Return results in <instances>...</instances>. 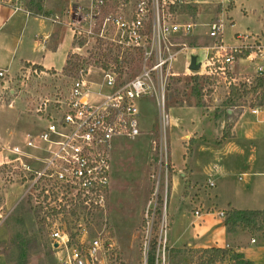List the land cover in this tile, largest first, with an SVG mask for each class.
I'll use <instances>...</instances> for the list:
<instances>
[{
  "label": "rangeland",
  "instance_id": "obj_1",
  "mask_svg": "<svg viewBox=\"0 0 264 264\" xmlns=\"http://www.w3.org/2000/svg\"><path fill=\"white\" fill-rule=\"evenodd\" d=\"M65 1L67 0L23 2L41 17L54 18L58 15L61 18L63 11L67 9ZM183 1L186 0L178 2L172 12L173 20L191 21L197 25L192 35L178 40L187 43L189 49L179 53L176 60H173L166 82V110L171 121L177 120L176 128L172 124L165 130L161 128L153 96L140 99L138 106L141 135L134 139H118L113 143L106 209L70 212L55 218L60 228L70 234L76 233L79 230L77 225L81 224L88 238L100 234L102 238L108 237L114 243L110 254L105 259H98L96 264H147L153 240L156 242L155 264H162L163 255L164 264H176L169 262V250L165 249L167 240L171 241L180 234L182 238H186V232L193 228L192 221L198 223L203 217L207 225L221 227L216 224L221 217L207 214L206 209L227 208L228 202L241 209L255 208L258 206L256 204L264 208V195H257L260 192L259 182L264 180V173H259L264 172V165L257 162L253 168L240 164L234 166L231 165L230 158L225 160L228 156L201 152L200 147L194 146H209L224 140L225 132L231 133L234 120L243 110L249 112L256 109V114L264 118V75L260 76L256 72V65H264V59H256L252 63L237 61L233 69L226 73L227 79H235L236 85L245 82L255 89L253 93L230 104H227L230 85L222 75L199 76L195 80V71L189 69L192 56L196 57L197 63L204 62L206 50L198 48L211 45L213 40L208 37V25L211 22H223L222 39L226 45L239 43L235 40L237 33L261 36L263 40L264 0H233V6V1L191 2L190 6L195 5V11L192 7L183 6ZM230 7L232 8L229 10ZM74 39L75 49L69 53L71 64L68 70L40 73L37 69L29 68L13 73L14 69L9 68L0 77V264H63L49 244L50 226L38 223L42 215L40 199H29L26 194L28 183L26 184L25 172L19 168L18 163L12 161L14 156L8 149L15 145L21 147L33 157H22V161L31 168H42V161L48 157V152L26 148L24 145L27 134L36 135L45 126L36 109L45 99L53 100L64 94L81 72L92 83L101 81L103 73L100 68H103V63L115 65L120 61L122 79L134 77L141 69V55L138 52H124L120 55V50L112 42L95 36ZM117 56H121V59ZM0 68H5L2 60ZM259 79L262 81L261 86H257ZM198 123L202 126L200 136L191 134L185 140L174 138V132L182 136L185 124L191 129L192 126H198ZM164 140L169 151V165L166 177L162 174L158 193L155 194L153 188L157 181L152 175L158 170V146ZM183 147L187 155L194 149L192 163L189 161L194 170L190 178L196 192H199L201 205L197 200L190 201L170 193L174 176L183 183L182 195L187 187V180H182V176L188 174V167L174 168V164L179 165L184 157ZM257 151L258 156L260 150ZM212 163L222 166L224 173L219 175L206 171L205 166ZM209 181H213L212 187L208 185ZM244 192L250 194L251 202L245 200ZM255 200L259 203L254 202ZM148 205L151 210L147 214ZM195 207L202 209L198 220L193 214ZM261 233L264 235V232ZM21 237L27 241L35 240L36 248L29 249L22 255L21 250L16 247V242ZM185 257L184 260L177 258L176 261L183 264L194 263L190 255Z\"/></svg>",
  "mask_w": 264,
  "mask_h": 264
},
{
  "label": "built area",
  "instance_id": "obj_2",
  "mask_svg": "<svg viewBox=\"0 0 264 264\" xmlns=\"http://www.w3.org/2000/svg\"><path fill=\"white\" fill-rule=\"evenodd\" d=\"M14 1L25 0H0V3L10 5ZM178 2L181 1L77 0L65 11L75 38H102L112 42L120 50V55L138 52L141 69L134 77L122 79L115 70L116 63L109 64L108 69L100 68L103 77L96 83L90 82L81 72L64 94L53 100L45 99L36 109L45 126L36 135L27 134L24 143L26 148L48 152L41 169L31 168L22 161V157H33L21 147L8 148L14 156L12 161L25 172L29 199H40L41 217L50 226V245L63 264H96L114 248L108 237L102 238L98 234L88 238L81 224L77 225L79 230L72 239L55 218L70 212L106 209L113 143L141 135L139 100L153 96L161 128L165 130L171 124L165 104L166 82L173 60L189 49L187 43L178 40L192 35L197 25L191 21L173 20L170 7ZM51 20L58 22L59 18L55 16ZM208 27V37L213 41L209 46L198 48L205 49L206 53L195 75H222L231 85L235 84V79H227L226 73L237 61L252 63L264 59V39L261 36L236 34L235 40L239 43L230 46L223 42L221 20L211 22ZM117 57L121 59V56ZM256 72L263 76L264 65L257 64ZM4 75L0 71V77ZM251 112L256 114L257 110ZM158 153L159 167L156 175H152L157 181L153 188L155 194L162 174L166 177L168 171L166 140L160 142ZM208 185L212 187L214 183L208 182ZM149 210L148 205L147 214ZM194 215L200 216V211L196 209ZM217 215L224 218L225 212L218 211ZM161 260L164 264V255Z\"/></svg>",
  "mask_w": 264,
  "mask_h": 264
},
{
  "label": "crops",
  "instance_id": "obj_3",
  "mask_svg": "<svg viewBox=\"0 0 264 264\" xmlns=\"http://www.w3.org/2000/svg\"><path fill=\"white\" fill-rule=\"evenodd\" d=\"M74 1L77 0L65 1V3H67L65 9ZM225 1L233 0H218V2L221 3H224ZM191 2L198 4L207 1L186 0L183 1L182 4L190 5ZM23 3V1H14L10 5L0 3V60H2L5 66V68H0V71H3L6 74L8 69L11 68L14 69V72H12L15 73L20 69L28 70L29 68H33L32 65L41 66L44 70L40 71V73H45L46 71H63L69 53L71 51L73 52L75 49V37L70 29L68 16L65 14L66 10L63 11V16H61V18L56 15L59 18L58 22H53L51 20L52 18L41 17L40 14L33 13L26 7L25 3ZM233 5L234 1L232 3V6ZM191 6L195 7V5ZM26 64H29V66H26ZM176 121V119H172L171 121V124L174 126L173 128H176ZM198 124V126H192L191 129H189V125L185 124V130L183 129L182 136L174 132V138L176 139V137H178L179 140L180 137V139L182 138V140H185L187 136L189 138L191 134L200 136L199 134L202 132V126L200 123ZM196 136H194V138H196ZM196 143H198V141ZM194 146L198 148L200 147L199 149L201 152L208 151L209 154L212 153L216 156L224 154V156H228L225 160L228 161L230 158L231 165L234 166L240 164L242 166H248V168H253L257 162H260V165H264V118L262 119L257 114H253L251 110L249 112L243 110L234 120L231 127V133L228 132V136L224 140L209 146H197L196 144ZM182 149V156L184 155V157L180 161V164L175 165L172 160L171 162L174 164V168L177 169L181 166L188 167V174H184L185 177L182 176V180H187L185 183L187 187L184 189V195H182L183 183L174 176L172 182L173 189H170V193L173 192V195L183 196L184 199L186 198L190 201L197 200L198 204H200L202 203V200L200 199L199 192H196L190 178L194 171L193 168H191V159L194 149L189 155L186 154L184 147ZM257 150H260L258 156ZM189 161L191 163H189ZM205 170L216 172L219 175L224 173L222 166L215 163L207 164ZM259 191L260 192L257 193V195H264V180L259 182ZM243 197L245 200L251 202L250 194H247V192L243 193ZM254 202H256V200ZM256 205L258 206H255V208L241 209L234 204H231V202H228L227 208L218 210L208 208L205 212L219 217L217 215L218 211L227 212L230 209L264 210V208H260L259 204ZM196 209L200 211L201 215L202 209H199L198 207L193 209V214ZM200 217L201 216H195V219L198 220ZM216 222V224L221 227L207 225L204 217L201 221H198V223L192 221L193 228L186 232V238H182L180 234L175 236L171 241L167 240V248H190L195 250L207 247L231 248L241 253L243 257L252 264H264V235L261 232L251 234L248 230L240 228L229 229L224 223V218H220ZM252 239L254 242H252ZM188 255L189 252H186L185 255H182L179 258L184 260L186 258L185 256ZM190 257L193 260H196L195 256ZM178 264H183V262H179ZM215 264L229 263L225 261Z\"/></svg>",
  "mask_w": 264,
  "mask_h": 264
},
{
  "label": "trees",
  "instance_id": "obj_4",
  "mask_svg": "<svg viewBox=\"0 0 264 264\" xmlns=\"http://www.w3.org/2000/svg\"><path fill=\"white\" fill-rule=\"evenodd\" d=\"M178 4L173 5L170 7L171 12L175 11V8ZM185 7H192L191 9L195 11L194 6L182 4ZM231 7L229 8V10ZM243 55L246 54V52L242 53ZM117 62V60H116ZM69 59L66 61V65L63 69V71L68 70V66L70 65ZM121 63H116L115 70L122 73V70L120 69ZM26 66H29V64H26ZM31 66V65H30ZM34 69H37L39 71H43L44 69L41 66L38 65H32ZM103 68L108 69L109 66L107 64L103 63ZM193 77L196 79L200 78L197 75H193ZM194 80V81H195ZM262 85L261 79H259V82L257 84ZM255 91L254 87H250L248 83H241V84H231L229 86V92L227 97V104L235 103L240 97H243L246 94L253 93ZM227 113V111H226ZM228 114V113H227ZM225 137L228 136V132H225ZM52 214V213H51ZM45 218L39 217L38 223L41 225H45ZM224 223L229 229H235L240 228L243 230H248L251 234H254L256 232H264V210H237V209H230L229 211L225 212L224 216ZM50 232V231H49ZM49 234V233H48ZM49 236V235H48ZM72 239H74L75 234H71ZM50 242V241H49ZM73 241H71L72 244ZM35 240L29 239L28 241L24 238H20L16 242V247L21 250L20 253L22 255H25L26 252L29 249H35L37 244H35ZM50 244V243H49ZM156 242L155 240L152 241L151 246L152 250L149 253L147 264H155L154 262V249H155ZM51 246V245H50ZM52 248V247H51ZM165 249L167 247L165 246ZM52 250H54L52 248ZM169 262H176L178 264L179 262L176 261L177 258H179L182 255H185V253L189 252L190 256H195L196 260H194L195 264H215L218 262H228L229 264H252L250 261L246 260L243 255L234 249L231 248H221V247H207V248H200V249H176V248H169ZM184 250V251H183ZM55 251V250H54Z\"/></svg>",
  "mask_w": 264,
  "mask_h": 264
},
{
  "label": "water",
  "instance_id": "obj_5",
  "mask_svg": "<svg viewBox=\"0 0 264 264\" xmlns=\"http://www.w3.org/2000/svg\"><path fill=\"white\" fill-rule=\"evenodd\" d=\"M200 64L196 62V57L192 56L190 58V63H189V69L191 71H197L199 69Z\"/></svg>",
  "mask_w": 264,
  "mask_h": 264
}]
</instances>
